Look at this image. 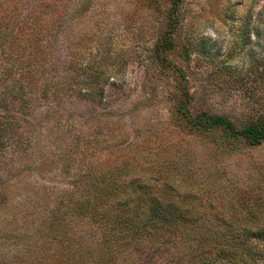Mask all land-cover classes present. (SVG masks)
I'll return each instance as SVG.
<instances>
[{
    "label": "rangeland",
    "instance_id": "1",
    "mask_svg": "<svg viewBox=\"0 0 264 264\" xmlns=\"http://www.w3.org/2000/svg\"><path fill=\"white\" fill-rule=\"evenodd\" d=\"M168 1L68 0L70 9L61 8L68 31L67 45L53 49L58 79L69 58L75 62L67 70L72 79L90 75L99 60L106 89L117 95L104 108L68 96L54 104L50 96L51 116L44 121L45 108L35 100L38 89L26 113L17 100L5 108L0 102V264L51 257L46 250L54 249V241L35 243L47 232L54 199L71 190L82 171H91V177L126 160L134 159L139 182L149 187L159 183V175H174L200 209L201 223L228 217L220 210L230 200L247 205L264 200V141L251 147L218 130L199 135L170 119L182 91L192 111L223 115L239 125L264 114V0H182L181 19L169 29L174 48L162 64L154 46ZM43 77L50 78V71ZM72 142L82 158L66 173L64 150ZM121 147L132 150L109 153ZM147 163L151 170L141 171ZM67 227L87 249L81 257L95 260L105 232L86 218H74ZM20 240L25 252L16 253ZM149 247L128 248L119 264H150ZM183 249L171 247L161 264H176V257L189 264Z\"/></svg>",
    "mask_w": 264,
    "mask_h": 264
},
{
    "label": "trees",
    "instance_id": "2",
    "mask_svg": "<svg viewBox=\"0 0 264 264\" xmlns=\"http://www.w3.org/2000/svg\"><path fill=\"white\" fill-rule=\"evenodd\" d=\"M181 1L169 0L163 11L165 27L159 31L154 46L155 58L162 64L174 48L169 29L181 19ZM70 5L68 0H0V102L4 108L17 100L21 111L28 112L33 102L32 93L38 89L35 100L44 106L41 118L47 121L51 116L50 96L54 104H58L57 98L68 96L77 100L86 98L102 108L117 96L106 89L108 78L101 73L99 60L90 75L72 79L67 70L75 62L69 58L64 61V74L58 79L53 49L61 42L67 45L68 19L60 13L62 7L68 11ZM67 11L70 20L72 14ZM47 70L51 77L42 78ZM181 95L177 94L170 117L179 128L186 127L199 135L218 130L227 139L240 140L251 147L264 141V114L239 125L223 115L192 111L188 93L182 91ZM108 150L119 153L132 149ZM64 154L62 168L68 173L73 163L82 158L79 144H68ZM87 164L91 166L90 162ZM135 165L134 159L126 160L120 166L106 168L91 177L88 175L91 171L75 176L72 189L54 199V214L51 211L47 232L40 235V244L35 243L41 246L42 240L54 241V249L46 250H51L53 255L33 264H119L122 261L119 254L144 244L150 245L146 253L152 256L150 264H161L162 256L171 247L176 251L184 248L183 254L191 256L189 264H264L263 199L257 198L250 205L245 204V200H230L227 207L220 210L229 213L228 217H213L201 223L196 215L200 209L192 202L191 195L181 192L182 183H176L174 175H159V183L149 187L139 182L142 175H137ZM150 166L149 163L142 165L141 171H150ZM74 218L89 219L101 234L105 232L95 260L81 257L87 249L80 248L79 242L70 237L67 225ZM22 242L15 244L16 253L25 252L21 251ZM173 260L176 264L182 263L181 257Z\"/></svg>",
    "mask_w": 264,
    "mask_h": 264
}]
</instances>
